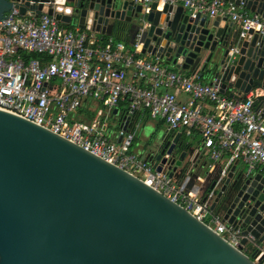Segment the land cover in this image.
Returning <instances> with one entry per match:
<instances>
[{
	"label": "water",
	"instance_id": "water-1",
	"mask_svg": "<svg viewBox=\"0 0 264 264\" xmlns=\"http://www.w3.org/2000/svg\"><path fill=\"white\" fill-rule=\"evenodd\" d=\"M229 1L264 19V0ZM16 8L129 34L145 56L216 79L221 93L254 92L252 106L264 113V34L242 37L224 16L194 17L183 5L157 2L147 10L131 0H0V21ZM128 118L124 111L121 120ZM181 137L148 135L140 154L240 230L239 246L121 167L0 110V264H264V174L238 161L223 176L219 165L197 169L200 145Z\"/></svg>",
	"mask_w": 264,
	"mask_h": 264
},
{
	"label": "built area",
	"instance_id": "built-area-1",
	"mask_svg": "<svg viewBox=\"0 0 264 264\" xmlns=\"http://www.w3.org/2000/svg\"><path fill=\"white\" fill-rule=\"evenodd\" d=\"M131 1L147 10L156 2L183 5L194 17H226L242 37L249 30L264 34L263 18L229 0ZM18 11L8 12L0 21V110L47 128L121 167L239 246L241 231L223 222L197 191L133 153L136 133L123 126L131 124L135 113L146 112L156 123L162 122L173 138L178 133L199 134V152L209 163V172L219 165L222 176L226 175L238 161L248 172L264 174V113L252 106L254 92L239 99L221 93L216 79L203 82L198 71L185 75L158 58L145 56L138 38L129 49L114 35L67 28L47 13L34 16ZM30 54L40 57L27 58ZM181 93L188 95L187 100L179 98ZM90 101L99 102L108 113L125 103L123 112L129 118L121 120L115 134L105 130L99 115L90 122L77 120L76 112Z\"/></svg>",
	"mask_w": 264,
	"mask_h": 264
},
{
	"label": "crops",
	"instance_id": "crops-1",
	"mask_svg": "<svg viewBox=\"0 0 264 264\" xmlns=\"http://www.w3.org/2000/svg\"><path fill=\"white\" fill-rule=\"evenodd\" d=\"M159 6L161 8L162 7V3H160ZM249 12H251V11H249ZM69 25L72 28H74V27L79 28L75 22H71V24H69ZM234 26L237 28V26L235 24H234ZM80 30H82V29H80ZM83 31H86V30H83ZM114 34H116V32ZM120 35L122 37L121 38L122 42H124V43H125L126 39L128 38L127 36H129V38H128V47H129V49H132L131 42H130L131 36L129 34H124V35L120 34ZM149 58L150 59H154L153 56H151ZM179 71L182 72L185 75H189L190 74L189 72H185V71H181V70H179ZM202 81L203 82H211V79L204 77V78H202ZM226 95H229V92H227ZM244 96L245 95H243L242 98ZM179 98L181 100H187L188 95L185 94V93H181L179 95ZM99 105L100 104L97 101H90L88 105L83 106L76 113L77 114L76 115L77 116V120L90 122V120L93 119L94 116L99 115V120L102 122L103 127L108 132L109 126H107L105 118L110 117L111 119H113V121L120 122V126L119 127H117L114 130H111V132H108L110 134H115L119 130L121 125H122L121 118H122V114H123V108H121V106H119L118 108H116L117 111L115 113L113 112V110L108 113L107 111L102 109V107H99ZM102 116L104 117V119L101 118ZM131 125H132V122L128 126V130H130V131H132V126ZM134 131L136 133V137H135L133 146L131 147V151L133 153L135 152L137 154H140L141 146L145 143V140L147 139L148 135L149 136H154L155 134H158V135L160 134L161 135L164 131H165V133L167 132V130L165 128V125L162 122L156 123L154 120L150 119L148 116L144 117L142 120L140 119V121L136 124V127H135ZM171 135H173V134H171ZM182 136L184 137V135H182ZM184 139H186V137ZM198 145H200V144H198ZM195 163H196L197 169H201L205 165H206V169H209V166H208L209 163L207 162L205 156L202 153H200V152H199V154H198V156L196 158V162ZM243 165H244V163L240 162L239 165H238V168L240 166H243ZM245 249H246V245H245Z\"/></svg>",
	"mask_w": 264,
	"mask_h": 264
},
{
	"label": "rangeland",
	"instance_id": "rangeland-1",
	"mask_svg": "<svg viewBox=\"0 0 264 264\" xmlns=\"http://www.w3.org/2000/svg\"><path fill=\"white\" fill-rule=\"evenodd\" d=\"M99 107H102V106L99 105ZM101 118L104 119L103 116ZM105 121H106L107 126H109V128H110V129L108 128V132H111V130H114L117 127L120 126V122L113 121V119H111L110 117L105 118ZM185 137H186L185 140L188 141V142H190V143H192V144H197V143L198 144H201L202 143L201 136L199 134L195 133V132H193L191 136H184L183 138H185ZM225 235L226 234L224 233V235H221V237L224 238ZM245 245H246L245 251H248V254L252 253L250 243L248 242Z\"/></svg>",
	"mask_w": 264,
	"mask_h": 264
},
{
	"label": "trees",
	"instance_id": "trees-1",
	"mask_svg": "<svg viewBox=\"0 0 264 264\" xmlns=\"http://www.w3.org/2000/svg\"><path fill=\"white\" fill-rule=\"evenodd\" d=\"M64 26L65 27H67V28H72V27H70V25L69 24H65L64 23ZM114 36H115V38H116V40L117 41H122V37H121V35H120V33H118V32H116V34H113ZM128 38H129V36H127ZM128 38L126 39V41H125V44L128 46ZM30 57H33V58H39L40 57V55L39 54H30V55H28L27 56V58H30ZM120 106H121V108L122 107H124L125 106V103H123V104H120ZM148 115H147V113L146 112H144V113H141V112H137V113H135L134 115H133V117H132V131L134 132V129H135V127H136V124L140 121V119L142 120L144 117H147ZM185 136V135H184ZM246 252H248V251H246Z\"/></svg>",
	"mask_w": 264,
	"mask_h": 264
},
{
	"label": "flooded vegetation",
	"instance_id": "flooded-vegetation-1",
	"mask_svg": "<svg viewBox=\"0 0 264 264\" xmlns=\"http://www.w3.org/2000/svg\"><path fill=\"white\" fill-rule=\"evenodd\" d=\"M172 136V135H171ZM173 139V138H172ZM184 139L183 136L180 138V140Z\"/></svg>",
	"mask_w": 264,
	"mask_h": 264
}]
</instances>
